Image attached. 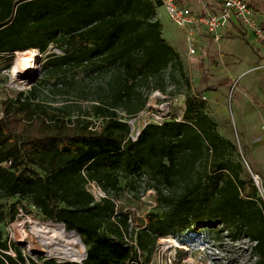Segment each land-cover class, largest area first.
<instances>
[{"label": "trees", "instance_id": "obj_1", "mask_svg": "<svg viewBox=\"0 0 264 264\" xmlns=\"http://www.w3.org/2000/svg\"><path fill=\"white\" fill-rule=\"evenodd\" d=\"M248 3L264 13V0ZM160 7L159 0H0V63L9 69L17 53L59 50L62 55L47 56L44 73L65 85H80L76 76L89 80L91 114L102 121L99 130L50 115L35 104L36 88L6 104L0 226L2 201L16 200L12 222L26 202L79 236L83 264H149L161 239L187 237L195 227L222 228L233 241L248 240L254 264H264V213L253 179L233 160L237 148L220 135L200 95L188 88L181 121L151 123L131 137L126 119L145 111L151 92H166L176 77L189 84L179 53L163 35ZM90 182L106 197L96 199ZM141 184L156 193L162 212L137 230L114 199ZM0 264L78 263L26 258L0 232Z\"/></svg>", "mask_w": 264, "mask_h": 264}, {"label": "rangeland", "instance_id": "obj_2", "mask_svg": "<svg viewBox=\"0 0 264 264\" xmlns=\"http://www.w3.org/2000/svg\"><path fill=\"white\" fill-rule=\"evenodd\" d=\"M159 11L165 38L176 37L174 48L181 57L189 84L176 77L167 81L166 92H151L145 111L135 118L126 119L131 127L132 139L136 140L148 124L160 125L172 119L181 121L185 116L188 88H191L193 95H200L207 102L206 112L216 122L220 135L237 148L235 153L230 150L235 154L233 160L242 161L247 177H252L254 173L264 182V51L254 42L251 33L242 30L240 33L249 36L257 51L253 54L260 56V60L253 62L251 55L242 53L243 50L250 52L253 49L250 46L243 48L239 40L232 39H227V48L224 43H219L220 47L210 40L195 55H190L186 32L170 21L162 7ZM257 16L264 26V14ZM235 34L239 35V32ZM248 52L245 51L246 54ZM53 54L62 55L59 50L50 47L46 54L37 50L17 53L9 69L0 63V119L4 117L8 102L16 100L19 93L27 94L36 88L35 104H40L50 115L65 118L74 124L91 123V128L100 130L102 121L91 114L95 104L92 101L93 85L89 80L80 82L77 76L75 79L80 85H65L59 82L57 76L50 78L46 75L43 66L47 56ZM231 54L239 59L238 64L232 61ZM72 76L67 75L68 78ZM137 187V192L126 190L114 200L118 211L128 214L131 227L139 230L149 222L151 215L161 213L162 209L154 191L144 192L143 184ZM88 189L99 200L95 190ZM15 202L2 201L6 220L0 226V232L5 239L21 250L26 258L83 264L85 246L78 245L76 236L67 232L65 227L52 226L55 223L46 221L32 205L23 203L24 207L18 208L16 221H10V208ZM222 230L195 227L187 237L161 239L149 264H254L251 243L246 239L233 241ZM130 238L127 237V240L130 241ZM52 248L58 249L59 253H53ZM141 261L144 262V258Z\"/></svg>", "mask_w": 264, "mask_h": 264}, {"label": "built area", "instance_id": "obj_3", "mask_svg": "<svg viewBox=\"0 0 264 264\" xmlns=\"http://www.w3.org/2000/svg\"><path fill=\"white\" fill-rule=\"evenodd\" d=\"M159 1L170 21L186 32L185 38L190 55L197 53V34L199 32L207 34L215 41H220L224 32L233 23L251 33L254 42L264 51V26L259 21L255 10L249 6L248 0H215L218 4L216 13L207 9L204 12L196 13L183 7L181 0ZM199 2L205 3V0H199ZM252 179L257 190V200L264 213V182L259 175L254 173H252ZM88 187L95 190L100 196L99 200L106 197L96 182H90ZM96 199L98 198L96 197Z\"/></svg>", "mask_w": 264, "mask_h": 264}, {"label": "crops", "instance_id": "obj_4", "mask_svg": "<svg viewBox=\"0 0 264 264\" xmlns=\"http://www.w3.org/2000/svg\"><path fill=\"white\" fill-rule=\"evenodd\" d=\"M181 5L183 6V7H187V8H189V9H191L192 11H194V12H196V13H201V12H204L206 9L207 10H209V11H211L212 13H216L217 11H218V4L216 3V1L215 0H205V3H200L199 2V0H181ZM257 13V15L259 14V13H261V12H256ZM167 14V13H166ZM262 14H264V13H262ZM158 15H160L159 17H160V21H161V23H162V25H163V35H164V30H165V27H164V24H163V22H162V18H161V14H160V11H158ZM243 29H241L240 27H238L237 26V24H235V23H233V24H231L229 27H228V29L224 32V34L222 35V38L225 36V39L224 40H222L223 42H220V41H215L214 39H212V37H210V36H208L207 34H205V33H203V32H199L198 34H197V50L201 47V46H203V45H205V44H207L210 40H213V42L214 43H216V44H219V43H224V47H226L227 48V46H228V41H227V39H232V40H239L238 41V43H240V45H241V47H246V46H248V45H246L245 44V42L243 41V39H241V37H240V35L241 34H245V33H240V31H242ZM239 32V35H236L235 33L236 32ZM243 31H245V30H243ZM247 32V31H246ZM246 35V34H245ZM165 37V36H164ZM185 37V36H184ZM246 37H247V35H246ZM249 38V36L247 37V39ZM165 39H167V38H165ZM249 40V39H248ZM167 41L174 47V44H175V42H176V37H170V40L169 39H167ZM250 41V40H249ZM250 43H251V41H250ZM231 45V44H230ZM219 46L220 47H222L220 44H219ZM232 46V45H231ZM233 47V46H232ZM249 47V46H248ZM250 48V47H249ZM231 50V49H230ZM232 51V50H231ZM244 52H242L243 54H245V55H251V57H252V60H253V62H256L258 59L260 60V56H258V55H255V54H253V52H255V51H253V50H251L250 52H248L247 50H243ZM245 51L246 52H248L249 54H246L245 53ZM233 52V51H232ZM231 56H232V61L233 62H236L237 64L239 63V59H237L236 57H235V55H233V54H231ZM256 59V60H255Z\"/></svg>", "mask_w": 264, "mask_h": 264}, {"label": "bare ground", "instance_id": "obj_5", "mask_svg": "<svg viewBox=\"0 0 264 264\" xmlns=\"http://www.w3.org/2000/svg\"><path fill=\"white\" fill-rule=\"evenodd\" d=\"M52 226L59 227V228H62V229L64 228V226L62 224H52ZM71 234H73L74 236H76V238H77V244L80 245L83 248V244L80 242L79 236L76 233H71ZM20 242H24V241L23 240H20ZM44 244H46V242ZM50 246H52V245H50ZM51 251L53 253H59L58 249H55V248H52ZM76 261L80 262V260H78V259Z\"/></svg>", "mask_w": 264, "mask_h": 264}]
</instances>
